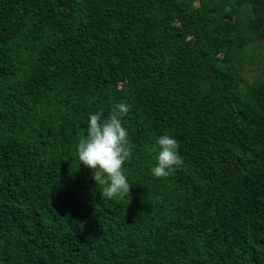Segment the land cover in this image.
Returning <instances> with one entry per match:
<instances>
[{
	"label": "trees",
	"instance_id": "1",
	"mask_svg": "<svg viewBox=\"0 0 264 264\" xmlns=\"http://www.w3.org/2000/svg\"><path fill=\"white\" fill-rule=\"evenodd\" d=\"M119 102L108 199L76 145ZM0 264H264V0H0Z\"/></svg>",
	"mask_w": 264,
	"mask_h": 264
},
{
	"label": "clouds",
	"instance_id": "2",
	"mask_svg": "<svg viewBox=\"0 0 264 264\" xmlns=\"http://www.w3.org/2000/svg\"><path fill=\"white\" fill-rule=\"evenodd\" d=\"M125 102L114 103L106 115L103 109L89 112L86 132L76 145L79 164L91 171V178L99 186L98 195L112 199L128 195L129 183L122 164L129 159L131 146L128 131L121 118L128 111ZM179 144L174 136L161 134L155 138V162L150 168L154 177L167 176L182 164Z\"/></svg>",
	"mask_w": 264,
	"mask_h": 264
}]
</instances>
